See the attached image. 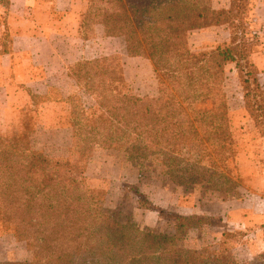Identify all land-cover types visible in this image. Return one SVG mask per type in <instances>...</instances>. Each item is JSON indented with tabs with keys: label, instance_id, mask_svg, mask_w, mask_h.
Segmentation results:
<instances>
[{
	"label": "trees",
	"instance_id": "obj_1",
	"mask_svg": "<svg viewBox=\"0 0 264 264\" xmlns=\"http://www.w3.org/2000/svg\"><path fill=\"white\" fill-rule=\"evenodd\" d=\"M228 2L227 9H214L212 0H89L82 17L86 32L97 25L103 36L121 38L126 56L148 59L170 83L173 95L164 100L121 92L123 70L114 57L75 63L68 77L93 104L78 96L69 102L70 151L80 159L94 145L123 152L131 163L148 161V167L177 186L204 182L208 190L215 178L231 184L226 163L233 158L235 143L223 92L226 67L237 70L244 109L263 138L264 87L252 61L250 0ZM220 26L228 29L226 42L207 52L189 49V32ZM160 85L162 90V80ZM206 100L213 103L210 111L189 109ZM91 108L99 112V124L89 123ZM199 167L208 168L206 180L203 174L194 177ZM84 171L35 151L27 136L20 141L0 136V222L12 223L17 240L31 239L38 250L34 262L13 264H119L121 253L133 247V260L142 264H236L218 259L217 252L178 245L189 231H202L209 223L206 217L177 215L173 236L121 225L115 213L102 207L101 195L85 186ZM129 231L134 236L128 237ZM140 246L150 250L147 256L139 255Z\"/></svg>",
	"mask_w": 264,
	"mask_h": 264
},
{
	"label": "rangeland",
	"instance_id": "obj_2",
	"mask_svg": "<svg viewBox=\"0 0 264 264\" xmlns=\"http://www.w3.org/2000/svg\"><path fill=\"white\" fill-rule=\"evenodd\" d=\"M37 1L45 6L53 0ZM88 1L58 0L57 3L63 4V9L66 10L64 13L62 10L55 13L56 19L64 28L71 26L70 42L73 49L83 45L82 60L114 57L123 70L124 84L121 92L141 98L169 99L173 95L170 83L154 71L148 59H129L123 40L103 36L101 26L96 25L86 32L82 26V17ZM227 2L228 0H212V6L220 8ZM250 4L252 11L248 27L249 36L255 39L253 57L259 52H264V38L253 35L261 25L253 19V0H250ZM45 16L46 12L42 9L41 20H44ZM61 34L66 35L63 32ZM85 35L90 37L85 38ZM187 38L192 52H207L217 44L226 42L229 32L226 26L212 27L204 31L189 32ZM64 49L65 46L59 44L58 51L61 56H65ZM73 65L64 68L54 77L45 78V84L49 86L46 93L34 94L28 89L27 92L22 90L18 94L21 98L20 108L0 109V136L8 141H20L27 136L35 151L50 159L83 167L85 171L82 178L85 179V186L101 195L102 207L115 213L118 222L123 226L133 224L143 233L173 236L174 218L177 215L203 216L208 218L209 223L201 228L202 231H189L183 242L176 239L181 248L217 252L218 259L232 260L236 264H264V218L245 225L243 217L246 215L241 213L246 204L242 199L250 198L248 201L253 211L256 213L260 207L264 216V138L244 109L242 86L234 65L226 67V80L223 83L235 143L233 158L226 163L227 174L232 183L226 184L223 179L215 178L208 190L204 189L207 187L204 182L201 186H177L168 177L161 176L155 173L152 167H148V161L131 163L123 152L107 150L96 145L92 147L90 154L82 159L71 152L73 132L70 123L73 109L69 102L75 103L78 96L84 104H93L90 97L68 77L69 69ZM161 80L165 84L162 90ZM212 107V101L206 100L192 104L189 109L204 112L210 111ZM92 108L88 111L89 123L99 124L102 120L98 117L99 112ZM81 123L84 124L85 121L81 119ZM183 153L188 157L185 151ZM139 164L141 165L138 167ZM206 170L208 171L206 167L197 168L194 177L198 179V175L203 174L206 180ZM185 176H189V173ZM223 233L232 235L227 237ZM130 235L134 236V232L129 231L127 236ZM136 248L133 247L128 254L121 253L118 263L142 264L137 262V259L133 260L137 256ZM146 248L138 247L139 255L147 256L150 250L147 249L146 252ZM37 251L33 240H17L12 223L3 225L0 222V264L34 262Z\"/></svg>",
	"mask_w": 264,
	"mask_h": 264
},
{
	"label": "crops",
	"instance_id": "obj_3",
	"mask_svg": "<svg viewBox=\"0 0 264 264\" xmlns=\"http://www.w3.org/2000/svg\"><path fill=\"white\" fill-rule=\"evenodd\" d=\"M57 1L53 0L43 6L37 0H0V109L20 108L21 98L18 94L22 90L27 92L28 89L34 94L46 93L49 86L45 84V78L54 77L69 65L83 61V45L73 49L70 42L71 26L66 29L56 19L55 13L58 10L63 13L66 10ZM253 2V19L264 26V0ZM228 4L229 2L214 9H227ZM42 9L46 12L44 20H41ZM61 32L66 35L63 36ZM59 44L65 46V56L59 54ZM252 61L259 71V80L264 87V52L255 54ZM242 200L246 202L241 211L246 215L243 217L245 225L264 218L260 207L256 213L253 211L248 201L250 198Z\"/></svg>",
	"mask_w": 264,
	"mask_h": 264
},
{
	"label": "built area",
	"instance_id": "obj_4",
	"mask_svg": "<svg viewBox=\"0 0 264 264\" xmlns=\"http://www.w3.org/2000/svg\"><path fill=\"white\" fill-rule=\"evenodd\" d=\"M253 35H255L257 38L258 37L264 38V26H260V28L257 31L253 32Z\"/></svg>",
	"mask_w": 264,
	"mask_h": 264
}]
</instances>
